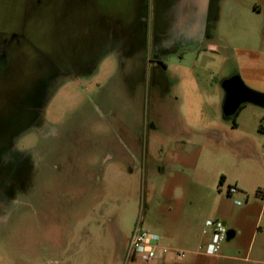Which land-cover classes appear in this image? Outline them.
<instances>
[{
	"label": "rangeland",
	"instance_id": "374dc122",
	"mask_svg": "<svg viewBox=\"0 0 264 264\" xmlns=\"http://www.w3.org/2000/svg\"><path fill=\"white\" fill-rule=\"evenodd\" d=\"M166 2L159 48L150 0H0V264H264V109L221 86L264 93V0ZM138 223L160 260L127 257Z\"/></svg>",
	"mask_w": 264,
	"mask_h": 264
},
{
	"label": "built area",
	"instance_id": "2783aa9c",
	"mask_svg": "<svg viewBox=\"0 0 264 264\" xmlns=\"http://www.w3.org/2000/svg\"><path fill=\"white\" fill-rule=\"evenodd\" d=\"M261 124L264 126V117ZM237 192L235 187L228 189V194L232 195ZM234 203L240 205L239 200ZM206 232L210 235L209 240L203 245L201 253L207 256H217L219 254L221 242L226 239L227 229L225 223L218 220H211L205 223ZM159 236L144 231L139 223L135 226L129 239L127 257L141 258L144 260H160L163 257V249L159 250ZM177 256L182 257L183 251H175Z\"/></svg>",
	"mask_w": 264,
	"mask_h": 264
},
{
	"label": "water",
	"instance_id": "95a60500",
	"mask_svg": "<svg viewBox=\"0 0 264 264\" xmlns=\"http://www.w3.org/2000/svg\"><path fill=\"white\" fill-rule=\"evenodd\" d=\"M224 90L223 113L225 116L235 114L242 104L250 103L264 109V93L257 92L245 86L237 75L226 78L221 84ZM224 223V222H223ZM235 232L227 230L226 240L231 239Z\"/></svg>",
	"mask_w": 264,
	"mask_h": 264
},
{
	"label": "flooded vegetation",
	"instance_id": "af4514ba",
	"mask_svg": "<svg viewBox=\"0 0 264 264\" xmlns=\"http://www.w3.org/2000/svg\"><path fill=\"white\" fill-rule=\"evenodd\" d=\"M83 1L84 0H77V3L78 4H83L82 3ZM166 1L167 0H150V13H151V16H152L151 27L153 29L152 35H153L154 40L158 44L156 46L159 47V48H161V46H164L166 44V42H167V39H166L167 32L165 30V26H163V23H164L165 20L161 24L159 23L160 12L164 13L165 4H167ZM186 1H187V3H186V7L187 8H189V6H191L192 3L194 2V0H186ZM205 3H206V0H205ZM204 5L205 4L202 5L201 12L203 11ZM199 12H200V10H199ZM98 21H100V20H98ZM202 21H203V23H200L201 28H203V26L205 24V21L204 20H202ZM106 24L107 23L103 24V26L106 25ZM110 35H112V34H110ZM110 35H104V40L105 41H109V40H120V39H122V37H120L121 35H115V36L109 38ZM200 35H201V33H200ZM16 36H18V35L17 34L14 35L11 32L7 31L6 32V36L3 38V41H4V43L10 44V46H12V47L18 48V43H20V40H18L19 42L18 41L16 42L15 41L16 40L15 39ZM12 38H14V39H12ZM21 42H22V40H21ZM23 43H24V41H23ZM23 43H21V44H23ZM13 53L14 52H12V51H10V53H7V52L2 53V55L0 56V62H2V61L6 62L10 57H12ZM4 66L2 65V63L0 64V73L3 72V70H5L7 68V67L4 68ZM2 75L3 74H0V76H2ZM41 131H42V129H39L38 132H41ZM132 258H135V257H132ZM161 262L162 261H160V263Z\"/></svg>",
	"mask_w": 264,
	"mask_h": 264
},
{
	"label": "crops",
	"instance_id": "0c3cea01",
	"mask_svg": "<svg viewBox=\"0 0 264 264\" xmlns=\"http://www.w3.org/2000/svg\"><path fill=\"white\" fill-rule=\"evenodd\" d=\"M210 49L213 52L216 51L213 48H210ZM204 110H207V108L204 107ZM200 111H202V108H200ZM173 122H174V124H173L174 126H173V129H172L173 139H176V138H179V137L189 138V125H187L186 127L184 125L182 126L181 125V118L177 114H174ZM190 126H192L191 132H192V136H194V138L198 139V138H202L203 137L200 133H198L199 131H197V130H199L198 128H200V127H197L195 125H190ZM219 134H221V133L217 129L212 128V129L207 130L203 134V135H205L203 138H205V137L206 138H213V137L219 136ZM144 169H145V167H144ZM144 171L146 173L147 170H144ZM180 195L181 194L175 195V199H177V201H180L182 199V196H180Z\"/></svg>",
	"mask_w": 264,
	"mask_h": 264
},
{
	"label": "trees",
	"instance_id": "16d2710c",
	"mask_svg": "<svg viewBox=\"0 0 264 264\" xmlns=\"http://www.w3.org/2000/svg\"><path fill=\"white\" fill-rule=\"evenodd\" d=\"M242 106V105H241ZM240 109V108H239ZM222 180H223V176L220 177V180H219V185L222 184Z\"/></svg>",
	"mask_w": 264,
	"mask_h": 264
}]
</instances>
